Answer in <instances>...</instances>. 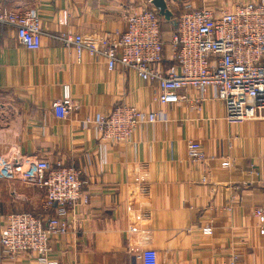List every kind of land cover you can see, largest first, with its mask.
<instances>
[{
  "label": "crops",
  "instance_id": "obj_1",
  "mask_svg": "<svg viewBox=\"0 0 264 264\" xmlns=\"http://www.w3.org/2000/svg\"><path fill=\"white\" fill-rule=\"evenodd\" d=\"M182 1L215 10L261 0ZM146 2L2 0L10 11L35 9L44 34L25 46L14 28L0 26V154L19 155L25 164L64 159L86 171L90 202L69 210V233L54 239L50 256L59 264H221L234 255L264 264V228L253 215L264 204V119L229 121L223 102H196L193 89L178 91L189 100L161 103L156 83L110 71L88 52L78 61L56 37L67 30L98 42L124 30L127 15ZM63 11L67 26L58 22ZM163 35L166 63L167 28ZM66 85L78 108L61 117L53 105ZM122 100L162 112L167 122L140 126L131 142L104 148L85 119ZM190 139L202 143L206 161L187 157ZM43 198L35 186L0 180V225L12 213H53L43 209ZM207 225L212 235L202 233ZM0 264L39 263L20 256Z\"/></svg>",
  "mask_w": 264,
  "mask_h": 264
},
{
  "label": "built area",
  "instance_id": "obj_2",
  "mask_svg": "<svg viewBox=\"0 0 264 264\" xmlns=\"http://www.w3.org/2000/svg\"><path fill=\"white\" fill-rule=\"evenodd\" d=\"M166 3L174 21L168 30L171 46L168 65L163 63L166 45L163 31L170 21L160 15L152 0L127 15L124 30H116L98 42L67 30L56 37L66 48L74 49L78 61L88 52L91 57L103 58L110 71L130 70L141 80L156 83L159 92L155 99L161 103L189 100L178 91L193 89L198 95L196 102L209 98L223 102L229 121L264 119V0L215 10L198 8L189 1L166 0ZM58 22L61 26L68 25L67 11L61 13ZM1 25L14 28L18 41L25 46L44 34L35 9L10 11L3 7L2 0ZM53 108L61 117L78 108L69 86H64L63 97ZM85 122L95 124L99 142L107 148L131 142L140 126L167 119L162 112L145 111L122 100L107 113ZM186 151L192 162L207 160L199 140H188ZM222 165L229 167V162ZM85 174L84 169L64 159L51 162L38 158L25 164L19 155L0 154V180L43 190L42 207L47 213L53 211L46 217L33 212L8 215L6 223L0 225V263L4 257L14 260L28 256L39 264H59L50 256L53 241L69 233V210L90 202ZM253 215L264 228V204L255 207ZM202 233L212 235L213 227L204 226ZM221 264L243 263L234 255Z\"/></svg>",
  "mask_w": 264,
  "mask_h": 264
},
{
  "label": "water",
  "instance_id": "obj_3",
  "mask_svg": "<svg viewBox=\"0 0 264 264\" xmlns=\"http://www.w3.org/2000/svg\"><path fill=\"white\" fill-rule=\"evenodd\" d=\"M152 4L159 10L161 16L167 21H171L172 13L167 7L166 0H152Z\"/></svg>",
  "mask_w": 264,
  "mask_h": 264
},
{
  "label": "rangeland",
  "instance_id": "obj_4",
  "mask_svg": "<svg viewBox=\"0 0 264 264\" xmlns=\"http://www.w3.org/2000/svg\"><path fill=\"white\" fill-rule=\"evenodd\" d=\"M174 24V21L167 22V24L164 25V29H170V27Z\"/></svg>",
  "mask_w": 264,
  "mask_h": 264
},
{
  "label": "trees",
  "instance_id": "obj_5",
  "mask_svg": "<svg viewBox=\"0 0 264 264\" xmlns=\"http://www.w3.org/2000/svg\"><path fill=\"white\" fill-rule=\"evenodd\" d=\"M169 63H166V65H168Z\"/></svg>",
  "mask_w": 264,
  "mask_h": 264
}]
</instances>
